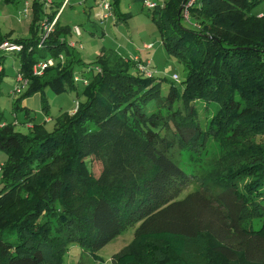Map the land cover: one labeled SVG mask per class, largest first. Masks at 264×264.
<instances>
[{
    "label": "trees",
    "instance_id": "16d2710c",
    "mask_svg": "<svg viewBox=\"0 0 264 264\" xmlns=\"http://www.w3.org/2000/svg\"><path fill=\"white\" fill-rule=\"evenodd\" d=\"M109 1L113 16L124 14L119 0ZM150 1L161 44L186 69L182 85L171 83L165 95V78L153 76L150 62L151 75L136 68L146 59L108 49L84 61L81 40H68L82 23H65L62 14L38 46L39 0H31V36L0 35V45H21L0 49V59L14 51L19 59L24 90L16 107L37 93L44 115L25 108L21 132L0 112V264H68L73 244L96 259L129 225L133 252L119 250L110 264H212L216 257L264 264V13L253 12L264 0ZM60 4L43 11L49 21ZM48 58L53 63L33 74V64ZM3 76L0 60V83ZM46 89L77 98L51 129ZM197 104L209 111L203 127ZM210 141L217 154L209 155ZM185 150L195 168L181 160ZM193 178L198 186L185 192ZM165 233L181 237L173 256L160 246Z\"/></svg>",
    "mask_w": 264,
    "mask_h": 264
},
{
    "label": "rangeland",
    "instance_id": "374dc122",
    "mask_svg": "<svg viewBox=\"0 0 264 264\" xmlns=\"http://www.w3.org/2000/svg\"><path fill=\"white\" fill-rule=\"evenodd\" d=\"M24 1L25 0H12V2H9L7 0H0V35H10L12 39L31 36L30 24L32 22L34 10L31 6V0H29L30 4L26 12H24ZM79 1L80 0H71V5H68L63 10L61 20L65 23H82L81 25L78 24L82 35L76 36L73 34L68 37V40H81L83 45L78 51L80 57L86 62L91 61L98 53L108 49L119 52L120 54H125L130 59H132L133 55L138 54L142 58L150 60V66L154 77L158 79L165 78L161 83V95L167 93L171 83L179 86L182 85V81L186 77V69L184 65L174 55L169 54L166 48L161 44L158 26L156 21L151 17V8H147L143 0H119L118 9L124 14L118 16L119 20H117V22L107 21L105 25L97 24L96 26H92L91 29L93 30V34L88 33L90 25L85 21L83 9L92 5V7H90V11L92 12L90 14V21L95 20V3L93 0H84L80 3ZM41 7L40 14L43 15L42 17L44 18L46 15L43 14V11H50L51 7L45 6L44 4H42ZM253 12L264 13V1L257 5L253 9ZM258 16L262 17L261 14ZM183 21L182 19V23L184 24L185 22ZM145 44H150L152 47L146 49ZM0 60L4 68V76L0 83V112L3 116V120L9 123L15 122L14 129L27 132L28 126L22 124L23 122H29L25 117V108H28L33 115L35 114L39 118L44 119V115L40 113V97L38 94L29 96L26 98L25 106L18 103L16 107L14 103L15 97L20 96L24 90L22 86L20 92L15 89L11 93L12 96L10 95L16 82L17 84H21L23 81H20L24 79L21 77L20 80H15L19 69V59L14 51L5 52V55L2 56ZM86 66V64H80L77 65L76 68L86 71ZM173 74L178 76V80L173 79ZM81 88L82 85L79 83L77 90L80 92ZM46 95L48 101L47 115L51 120L46 122L45 126L47 129H51L54 126L55 117L74 107L77 98H75V93L69 90L54 93L52 90L46 89ZM82 97L83 96L79 95L78 100H81ZM197 106L199 122L201 127H203L209 115V111L205 110L203 104H197ZM14 114H16V117ZM209 151V155L211 153L217 154L218 149L214 141H210ZM188 154L189 152L185 150L180 155V158L184 163L195 168L196 165L187 161ZM5 160L6 154L0 149V162H4ZM93 166V172H97L99 165L96 164ZM192 180L193 181L187 186L185 192L191 191L198 186L196 178ZM253 225L254 227H259L260 221L254 220ZM134 228L135 225H129L124 228L120 234L96 252V255H98L96 259L94 255L84 253L78 245L73 244L70 245L65 255V260L68 264H110V257L119 250L129 247V249L125 251V254L133 252L132 248L136 244V242L131 244ZM158 239L160 246L167 250L170 256L175 255L181 246V237L179 235L165 233L160 235ZM258 257L264 260V245L258 250ZM212 264H230V262L227 259L216 257Z\"/></svg>",
    "mask_w": 264,
    "mask_h": 264
},
{
    "label": "built area",
    "instance_id": "2783aa9c",
    "mask_svg": "<svg viewBox=\"0 0 264 264\" xmlns=\"http://www.w3.org/2000/svg\"><path fill=\"white\" fill-rule=\"evenodd\" d=\"M39 1L42 2L45 6H49L53 2V0H39ZM81 1H84V0H80L79 3ZM70 2H71V0H61V4H60V6H59V8H58V10H57V12H56V14H55V16L53 17L52 20L49 21L47 19V16H45L43 19L39 20L40 27H41V34H40V37H39V40H38V43H37L38 46H41V45L44 44V42L48 38L49 34L53 31L58 16L63 13V10L65 9V7L67 5L70 4ZM163 2H164V0H160L161 4H163ZM94 3L96 5V7H97V12L95 13V17H96V19L99 22H104V21H106L107 19H109V18H111L113 16L109 0H94ZM143 3H146V6H148V7H154L156 5L155 2H152L150 0H144ZM23 4H24V12H26L27 7L29 5V0H25ZM183 16L185 18L188 17V13H187L186 9H184ZM72 33L75 34L76 36H80L81 35L80 27L75 25L73 27ZM69 44L72 45L73 43L69 42ZM145 46H146V48L151 47V45H145ZM20 48H21V45L8 43V42H3L0 45V49H4V50H8V51H10V50H15V51L18 50L19 51ZM59 59H63V56L59 55ZM134 60L138 61V58L135 57ZM52 63H53V59L52 58H48V59H45V60H40V61L34 63L33 66H32L33 74H35V75L42 74L43 70L48 65H51ZM148 64H149V61H146L145 64L140 62V61H138L136 63V68L139 71L145 73L146 75H151L150 69L147 68ZM21 77H22L21 74H18L16 79L20 80ZM172 77H173L174 80H178V76L176 74H173ZM22 81H23V79L20 82H22ZM19 84L20 83H18V85L15 88L18 92L21 90V87H22V83L20 84L21 85L20 87H19ZM74 111H75V109H74ZM1 168L2 167L0 165V172H1Z\"/></svg>",
    "mask_w": 264,
    "mask_h": 264
},
{
    "label": "crops",
    "instance_id": "0c3cea01",
    "mask_svg": "<svg viewBox=\"0 0 264 264\" xmlns=\"http://www.w3.org/2000/svg\"><path fill=\"white\" fill-rule=\"evenodd\" d=\"M56 2H61V1H58V0H55ZM32 3V2H31ZM29 4H30V1H29ZM23 6H24V4H23ZM29 6V5H28ZM68 6V5H67ZM66 6V7H67ZM65 7V8H66ZM28 8V7H27ZM83 12H84V14H85V21H87L88 22V24L90 25V29H89V31L88 30H85V31H88V33L89 34H93V30L91 29V27L92 26H96L97 24H99V23H97L98 22V20H91L90 21V14L92 13L91 11H90V8L89 7H87L86 9L84 8L83 9ZM95 15V14H94ZM117 20H118V18L116 17V16H112L111 18H109V19H107L106 21H104L103 22V25H105V23L107 22V21H112V22H117ZM73 23H77V22H73ZM82 35V34H81ZM145 45H147V44H145ZM145 48H146V46H145ZM149 48H151V47H149ZM149 48H146V49H149ZM119 53V52H118ZM99 54V53H98ZM122 55H125V54H122ZM97 56V55H96ZM95 56V57H96ZM126 56V55H125ZM135 56H138L139 58H141V59H146L147 61H149L150 62V60L149 59H147V58H142L140 55H138V54H136V55H133V57L132 58H134ZM94 57V58H95ZM85 61V60H84ZM15 80H16V77H15ZM10 95H11V92H10ZM34 95V94H33ZM35 95H37V93L35 94ZM12 96V95H11ZM16 98V97H15ZM21 104L22 105H26V98H24L22 101H21ZM73 108L74 107H72V108H70L69 110H68V112H70L71 113V111L73 110ZM15 115V114H14ZM2 163H3V161H1L0 162V165H1V167H2Z\"/></svg>",
    "mask_w": 264,
    "mask_h": 264
}]
</instances>
